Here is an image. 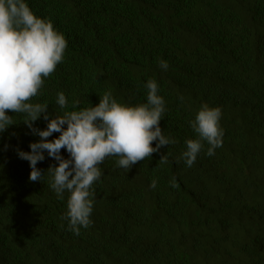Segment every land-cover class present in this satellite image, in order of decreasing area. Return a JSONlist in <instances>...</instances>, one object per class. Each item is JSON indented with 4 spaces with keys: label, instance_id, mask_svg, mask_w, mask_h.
I'll list each match as a JSON object with an SVG mask.
<instances>
[{
    "label": "trees",
    "instance_id": "trees-1",
    "mask_svg": "<svg viewBox=\"0 0 264 264\" xmlns=\"http://www.w3.org/2000/svg\"><path fill=\"white\" fill-rule=\"evenodd\" d=\"M27 2L68 44L32 102L63 115L96 106L110 90L134 105L155 79L166 108L160 127L176 143L128 172L106 158L92 224L77 236L66 219L69 193L61 199L49 187L55 161L45 153L44 178L29 181L16 149L30 151L39 137L23 114L6 110L14 125L0 134V264H264V0ZM204 103L222 109L225 136L215 155L205 144L189 168L180 156L197 138L189 122ZM46 124L41 117L33 126Z\"/></svg>",
    "mask_w": 264,
    "mask_h": 264
},
{
    "label": "clouds",
    "instance_id": "clouds-1",
    "mask_svg": "<svg viewBox=\"0 0 264 264\" xmlns=\"http://www.w3.org/2000/svg\"><path fill=\"white\" fill-rule=\"evenodd\" d=\"M67 47L64 34L50 19L37 16L27 0H0V134L14 125L13 116L6 110L23 114L24 124L39 140L29 144L28 152L16 149L17 156L28 162L31 182L44 178L45 173L37 165L45 160V153L55 161V166L49 165L47 169L49 187L61 199L66 191L69 193L68 229L78 236L81 228L92 224L93 185L103 175L99 165L106 158L118 157L117 167L128 172L137 162L176 141L165 136L160 127L166 108L155 79L144 84L146 102L134 105L118 102L110 90L103 93L96 106L66 111L63 115L49 113L47 103L32 102L42 94L45 79L63 62ZM159 67L167 70L168 64L160 61ZM56 103L61 109L67 106L63 92L57 93ZM41 117L47 121L44 130L33 126ZM221 118L220 107L207 103L200 106L189 122L197 138L185 140L180 156L187 167L195 164L205 144L209 157L222 147L225 131ZM53 133L59 136L49 140ZM61 149L68 158L61 155ZM166 160L167 156L162 155L160 161ZM157 183L153 179L149 187L155 189ZM170 186H177L175 178Z\"/></svg>",
    "mask_w": 264,
    "mask_h": 264
}]
</instances>
